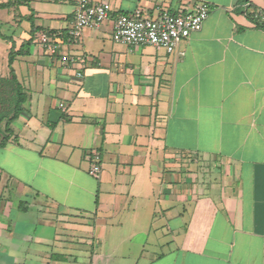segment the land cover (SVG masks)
Masks as SVG:
<instances>
[{"label":"crops","instance_id":"crops-1","mask_svg":"<svg viewBox=\"0 0 264 264\" xmlns=\"http://www.w3.org/2000/svg\"><path fill=\"white\" fill-rule=\"evenodd\" d=\"M107 1L111 17L71 43L74 0L24 6L34 40L82 56L54 71L33 40L13 63L29 100L0 149V264H78L88 246L94 264H264V0ZM201 3L208 17L172 53L105 42L116 15Z\"/></svg>","mask_w":264,"mask_h":264},{"label":"built area","instance_id":"built-area-1","mask_svg":"<svg viewBox=\"0 0 264 264\" xmlns=\"http://www.w3.org/2000/svg\"><path fill=\"white\" fill-rule=\"evenodd\" d=\"M153 17H144L139 12L134 14H119L113 18L112 39L114 42L128 47L151 46L164 49L167 53L176 50L180 41L198 30L206 20L210 7L206 3L199 4L195 10L185 13H170L157 5ZM260 13L254 14L259 20L264 18ZM111 17V9L107 0H74L72 26L67 32L66 41L71 43L78 39L84 29H97ZM35 45L52 56H58L61 66L73 68L81 62L76 56L60 53L63 40L60 35L42 33L34 40ZM184 53H180L183 56ZM78 80L83 78L81 72H76ZM60 104V108H63ZM99 156H92L89 174L96 177L100 171Z\"/></svg>","mask_w":264,"mask_h":264},{"label":"trees","instance_id":"trees-1","mask_svg":"<svg viewBox=\"0 0 264 264\" xmlns=\"http://www.w3.org/2000/svg\"><path fill=\"white\" fill-rule=\"evenodd\" d=\"M31 0H6L0 3V10L13 9L15 11L18 5L29 7ZM30 30L29 38L23 40L18 48L11 36L3 34L0 27V39L10 44L8 53L7 67L8 74L6 76L0 75V149L5 147L10 141L15 142L13 125L18 120L20 115L27 111L28 94L18 81L13 63L17 57L29 56V50L32 46L34 35L38 28L34 26L33 15L29 9ZM23 18H26L24 16ZM28 19V18H27ZM25 202H22L24 204Z\"/></svg>","mask_w":264,"mask_h":264},{"label":"rangeland","instance_id":"rangeland-1","mask_svg":"<svg viewBox=\"0 0 264 264\" xmlns=\"http://www.w3.org/2000/svg\"><path fill=\"white\" fill-rule=\"evenodd\" d=\"M1 1V0H0ZM6 1V0H4ZM48 8L52 9L54 8V4H46ZM68 7V5H67ZM29 10H27L26 7L24 6H20L18 5L15 9V11H13L12 9H4V10H0V27H1V32L3 34H6V35H9L11 36V38L13 39V37H19V35H17L15 32H17L15 30L16 27L13 26V18L14 16L18 17L19 14L21 13H25L26 14V18H22L21 20V29L26 33V35L29 33V30H30V19H29V14L30 12H28ZM28 18V19H27ZM12 22V23H11ZM34 23V22H33ZM21 32V31H20ZM79 39V38H78ZM76 39V41L78 40ZM106 44H109V45H115V44H119V43H116L113 41L112 39V34L111 36L109 37V35L106 37ZM19 44V41L16 42ZM8 43L3 41L2 39H0V75H7L8 74V67H7V60H8ZM122 45V44H121ZM34 47L32 46V52L34 51ZM66 53V52H65ZM73 56H76L75 54H72ZM82 56V55H80ZM80 56H76V57H79ZM22 59V57L20 58ZM26 59V58H25ZM19 67V58L14 62V69H17ZM62 66L59 62V59L58 61H56V63H54V66L52 67V70H61ZM66 68V67H64ZM74 70V69H72ZM70 74L71 75H74L75 73L74 72H71L70 71ZM78 82H81V80H77ZM55 97V96H54ZM58 100H59V96L57 94V97L55 98H52V101L54 102L55 105H58ZM50 99H48V103H49ZM51 112V115L54 117H56V119L61 118L62 117V114L59 110L57 109H51L50 110ZM90 153H93L92 151H85L84 154L86 155L85 156V159H86V163H88L89 167H90ZM88 167V168H89ZM191 171V170H190ZM87 174H88V171H87ZM90 180H92L93 182L95 181L94 177L92 178V176L90 177ZM23 201H26V202H30L28 199L26 198H23L22 199ZM72 215L74 216H80V215H83V217L85 218H89V220H93L94 219V216H92V214H84L83 212H79V211H74L72 210L71 212ZM86 220V219H85ZM82 223H87L89 224L88 222H85L83 220ZM85 225V224H84ZM88 230V228H86ZM91 230V229H89ZM77 240H74V242L76 243ZM84 250V249H83ZM86 251V252H85ZM94 256L95 255H92V250H91V246H88V248H85L84 250V254L79 256L78 258V264H94L92 261L94 259Z\"/></svg>","mask_w":264,"mask_h":264}]
</instances>
